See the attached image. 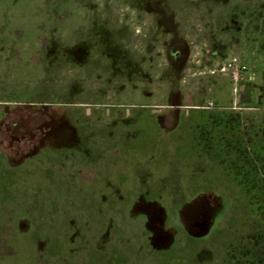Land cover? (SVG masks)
I'll list each match as a JSON object with an SVG mask.
<instances>
[{"label":"rangeland","instance_id":"374dc122","mask_svg":"<svg viewBox=\"0 0 264 264\" xmlns=\"http://www.w3.org/2000/svg\"><path fill=\"white\" fill-rule=\"evenodd\" d=\"M0 264H264V0H0Z\"/></svg>","mask_w":264,"mask_h":264},{"label":"trees","instance_id":"16d2710c","mask_svg":"<svg viewBox=\"0 0 264 264\" xmlns=\"http://www.w3.org/2000/svg\"><path fill=\"white\" fill-rule=\"evenodd\" d=\"M223 119V117L219 118V120Z\"/></svg>","mask_w":264,"mask_h":264},{"label":"crops","instance_id":"0c3cea01","mask_svg":"<svg viewBox=\"0 0 264 264\" xmlns=\"http://www.w3.org/2000/svg\"><path fill=\"white\" fill-rule=\"evenodd\" d=\"M207 194V193H206Z\"/></svg>","mask_w":264,"mask_h":264}]
</instances>
